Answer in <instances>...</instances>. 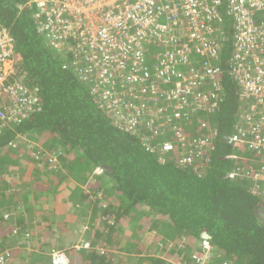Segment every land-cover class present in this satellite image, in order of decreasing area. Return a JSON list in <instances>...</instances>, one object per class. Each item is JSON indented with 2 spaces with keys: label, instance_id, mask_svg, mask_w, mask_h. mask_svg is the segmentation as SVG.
<instances>
[{
  "label": "trees",
  "instance_id": "trees-1",
  "mask_svg": "<svg viewBox=\"0 0 264 264\" xmlns=\"http://www.w3.org/2000/svg\"><path fill=\"white\" fill-rule=\"evenodd\" d=\"M223 2L226 7V0ZM25 3L26 0H0V20L14 38L16 78L38 102L21 122L0 128V152L11 143L23 149L28 141L35 140L41 146L28 151L31 161L49 165L46 150L60 157L55 170L46 172L30 165L37 172L34 175L21 166L5 178L3 166L14 164L0 157L3 264H52V254L61 252L65 243L71 246L65 252L69 264H200L193 254L197 245L193 247L191 241H205L204 232L209 235L206 241L212 247V264H224L225 260L233 264H264V220L257 214L260 201L243 177L257 168L252 162L256 156L232 142L247 127L244 119L249 103L242 99L227 74L231 39L221 61L224 93L219 107L214 113L199 112L196 118L201 122H182L181 131L187 140L184 148L177 143L173 127L151 131L146 122H139L132 132L121 122H114L97 103L90 80L82 79L75 66L69 65L81 55L72 47L56 50L46 44L34 10ZM227 35H232L230 29ZM150 56L149 65L153 67L151 62L157 56L154 48ZM80 63L88 64L85 59ZM201 139L210 141L201 146L202 150L198 145ZM166 142L175 144L173 151L164 152ZM11 152L10 148L8 153ZM187 158L191 161L184 162ZM62 165H66L64 172L59 170ZM97 170L101 172L95 173ZM233 172L237 174L231 176ZM26 175L32 180L25 181L22 177ZM69 180L73 182L72 189L67 187ZM62 188H68L71 195H60ZM86 204L93 208L91 218L79 215L68 226L71 229L64 244H51L55 235L52 225L39 226V230L31 224L32 217L37 216L42 219L39 223L49 221L48 210L54 214L59 205L69 206L68 212L73 213ZM3 208L15 214L12 224L4 220ZM84 222L89 224L85 240L80 248L75 247L81 237L76 226L82 227ZM68 227H59L58 240L62 233L68 234ZM45 229L49 230L46 236L42 233ZM30 232L40 242L31 245L36 250L29 254L24 241ZM128 233L130 241L123 238ZM42 241L50 243L40 244ZM145 241L147 250H140ZM86 244L89 246L84 248ZM116 248L123 254L113 253ZM174 255L176 262L167 260Z\"/></svg>",
  "mask_w": 264,
  "mask_h": 264
},
{
  "label": "built area",
  "instance_id": "built-area-1",
  "mask_svg": "<svg viewBox=\"0 0 264 264\" xmlns=\"http://www.w3.org/2000/svg\"><path fill=\"white\" fill-rule=\"evenodd\" d=\"M226 3L224 7L223 0H26L25 6L34 10L46 44L56 50L72 47L81 55L69 65L90 80L97 103L114 122L132 132L139 122H146L151 131L173 127L184 148L182 122H201L196 118L199 112L214 113L219 107L224 93L221 61L231 39L227 74L249 103L247 127L232 142L256 156L252 162L257 168L243 177L264 206V0ZM229 18L231 25L226 24ZM152 48L157 56L150 67ZM82 59L88 64L81 66ZM15 60L14 38L0 20V128L21 122L38 102L16 78ZM149 111L154 112L151 117ZM207 140L198 141L200 150L210 143ZM174 145L166 142L164 152L173 151ZM3 261L0 254V264Z\"/></svg>",
  "mask_w": 264,
  "mask_h": 264
},
{
  "label": "rangeland",
  "instance_id": "rangeland-1",
  "mask_svg": "<svg viewBox=\"0 0 264 264\" xmlns=\"http://www.w3.org/2000/svg\"><path fill=\"white\" fill-rule=\"evenodd\" d=\"M231 23H232V20L230 18L229 19H226V24H230L231 25ZM16 71L18 72V69H16ZM150 112L151 111H149V113ZM153 113L154 112L152 111L150 114H147V113L146 114H147V116L149 115V117H151V115H153ZM124 124H125V122H124ZM37 146H41V144H38L37 141H35V140L28 141V143L24 145L23 149H19L18 144L11 143V144L8 145V149L6 147V149H4L3 152H0V157L2 156V157H4L3 159H6L8 161H12L13 164H14V165H11V166H9L7 164L5 166H3L4 167V175H5L4 178L7 177L8 175H11L13 173V171L18 170L21 166H23V168H28L29 170L27 171V173L34 174V175L37 172H34L31 169L30 165L33 166V167H35V169H38V170H40V169L42 170L43 169L46 172H48L49 170H55L56 167H57V165L59 166V164L56 165V163L57 162L59 163V160L58 159L60 157V154L58 153L56 155H53L50 151L46 150V148L44 149V150H46L45 155L48 156V157H50L49 158V162L51 161L49 165H45L44 163H40L39 161H31V159L27 155V153H28V151H32L33 148L34 147H37ZM10 148L12 149V152H11L12 154L11 153H8V150ZM24 162H26V163H24ZM65 166L66 165H62L59 170L61 172H64L63 170L65 169ZM100 172H101L100 170H97L95 173L98 174ZM22 178L25 181L26 180H29V181L32 180V177L29 176V175L23 176ZM70 181L71 180H69L68 182H70ZM71 184H73V182H70V184H67V187L72 189ZM68 188H66V189L62 188V191H61L60 195H62V196H70L71 193H70V190ZM83 189H86V188L83 187ZM27 194H29V193L27 192ZM22 195H20V198H22ZM30 197L32 199V203L31 204H34L35 203V199L33 198L32 195ZM57 202L60 203L61 201H57ZM59 207H60V209L59 210H56L54 214H49L50 212H53L52 209L51 210H48L47 213H48V217L50 218L49 221H44L43 220V221H41L39 223V221L42 220L41 219V216L32 217V223L31 224H34L36 226V228H38V229H39V226H42L44 228L45 226L52 225V228H53L54 234H55L52 237V241H50L52 245L53 244H56L57 242L60 243L61 241L64 244V241L67 240V237L69 236V232H70V229H71V227L69 229L68 226H70V224H74L75 219H77V217L79 215L80 216H82V215L85 216L86 214H88V218H91V216H92V209L93 208L91 207V204H86L83 207L82 206H78L77 207L78 209L75 210L73 213H69L68 212L69 206H68V208L67 207L63 208L64 206L59 205ZM30 208H34V207L31 205ZM22 210H24V207L22 208ZM3 214H5V216L3 215L4 220H7L8 222L10 221L11 224H12V222H14V220H15V214L13 212H9V210H6V208H3ZM108 222L110 224H112V220H110ZM88 226H89V224H87V222L86 223L84 222V224H83L82 227L76 226V233L80 234L81 237L78 238L79 241H78V244H75L74 245L75 247H79L80 248L81 244L84 242V240H85L84 239V235H85V231L88 230ZM59 227L60 228H62V227L63 228H67L68 227V229H67L68 234L62 233L60 235V239L58 240L57 233L59 231ZM73 227H74V225H72V231H73ZM38 229H36V231H35L36 233H38L37 231L40 230V229L39 230ZM48 231L49 230H46V229H45V231H42V233H45L44 236L48 235ZM124 234H126V233H124ZM28 235H29V237L27 238V240L24 241L25 243H27L28 246H25L24 248L30 254V253H32V252H34L36 250V249L32 248L31 245L34 246V244L39 243L40 241H38L37 238L35 237L36 234H33L32 232H30ZM123 238H125V240H127V241H130L131 235L128 233L127 235H123ZM50 242L42 241L40 244H46L47 245ZM191 244H192L193 247L197 245L196 246L197 247V250L193 249V251L196 252V253H193V254H194V257L195 258H200V261H201L200 263L201 264H212V261L214 260V257L212 256V254H209L210 250H212L211 244L209 242H204L203 241L201 243H198L196 239H192ZM146 245H147V242L145 241L139 247V249L140 250H147L146 249ZM88 246H89V244H86L84 246V248H87ZM69 247H71V246H68V244L65 243V247L63 248L62 251H65L66 252L68 249H70ZM112 252L113 253H117V254L118 253L123 254V252L120 251L117 248H116L115 251H112ZM62 253L59 252L58 255H54L52 258H55V257L57 258V257H59V254H62ZM202 253L204 255H198V254H202ZM124 254H125V252H124ZM220 255H223V254H220ZM220 255H218V256H220ZM160 257L163 259V256H160ZM164 257H166V256H164ZM166 258H168L167 260H171L172 262H174L175 261V258H177V255H174L172 258L171 257H166ZM223 263L224 264H233V262L231 260H225Z\"/></svg>",
  "mask_w": 264,
  "mask_h": 264
},
{
  "label": "water",
  "instance_id": "water-1",
  "mask_svg": "<svg viewBox=\"0 0 264 264\" xmlns=\"http://www.w3.org/2000/svg\"><path fill=\"white\" fill-rule=\"evenodd\" d=\"M257 214L260 217V219L264 220V207L262 204H258L257 206ZM202 237L205 239H209V235L207 233H203ZM55 264H69L67 257L63 256L61 258L58 259V261L55 262Z\"/></svg>",
  "mask_w": 264,
  "mask_h": 264
},
{
  "label": "clouds",
  "instance_id": "clouds-1",
  "mask_svg": "<svg viewBox=\"0 0 264 264\" xmlns=\"http://www.w3.org/2000/svg\"><path fill=\"white\" fill-rule=\"evenodd\" d=\"M260 204H262V203L260 202ZM263 207H264V206H263ZM205 233H206V232H205ZM204 240H205L204 242H207V241H206L207 239L204 238ZM205 249H206V248H205ZM206 251H207V250H206ZM62 252H63V253H62ZM210 252H211V250H210ZM210 252H209V253H210ZM58 253H59V252H58ZM58 253H54V254H52V257H53L54 255H58ZM61 253H62V254H59V257H57V258H56V257H55V258H52V260H53V261H52V264H55V262L58 261V259L61 258V257H63V256H66V257H67L65 251H61ZM205 253H206V252H205ZM202 255H204V254H202ZM196 259H198L199 263L201 262V261H200V258H196ZM67 260H68V262H69L68 257H67ZM200 264H201V263H200Z\"/></svg>",
  "mask_w": 264,
  "mask_h": 264
}]
</instances>
